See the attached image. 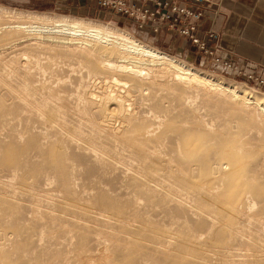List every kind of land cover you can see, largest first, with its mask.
<instances>
[{
  "label": "rangeland",
  "instance_id": "obj_1",
  "mask_svg": "<svg viewBox=\"0 0 264 264\" xmlns=\"http://www.w3.org/2000/svg\"><path fill=\"white\" fill-rule=\"evenodd\" d=\"M0 5L121 27L224 84L264 100L263 88L198 56L182 36L143 29L137 21L90 2L0 0ZM10 20L0 16V28H6L0 29V35L9 31ZM12 40L0 44V264H264V197L250 207L253 197L246 193L255 184L264 186V131L252 124L251 113L262 123L264 115L249 110L242 100L230 101L221 91L159 78L153 89L133 95L132 117L140 129L136 134L151 130L140 141L150 153H157L146 167L136 153L120 142H107L103 133H94L91 122L83 119L86 98H91V111L104 109L92 92L100 95L105 83L103 74L88 76L75 56L81 47H58L57 54L46 51L33 56V63H23L25 45ZM37 56L40 64L34 62ZM50 59L54 64L42 67ZM11 62L22 71L13 72ZM24 87L32 89L37 105L51 91L59 93L58 101L63 97L72 108L67 117L63 114L64 122L46 125L38 108L21 105ZM226 100L230 107L224 106ZM91 111V120L108 119L112 129L124 132L127 125L123 127L119 118L110 121L106 111L93 115ZM12 144L21 149L13 164L6 152ZM224 145L242 158L241 187L245 190L240 217L231 222L232 232L221 228L225 221L212 198L217 192L230 196L226 178L232 165L220 155ZM51 147L60 149L57 157L66 176L52 169V158L45 152ZM201 200L217 208L207 209Z\"/></svg>",
  "mask_w": 264,
  "mask_h": 264
},
{
  "label": "bare ground",
  "instance_id": "obj_2",
  "mask_svg": "<svg viewBox=\"0 0 264 264\" xmlns=\"http://www.w3.org/2000/svg\"><path fill=\"white\" fill-rule=\"evenodd\" d=\"M0 16H2V17L4 16V17H6V19L7 18L12 19L8 22V24L6 23L8 25L7 28L9 29V31H7L8 33L5 31L6 33L2 32L0 35V44H2L3 42H8L9 40H12V39H13L12 41L18 40L20 42H23L22 44L25 45L24 46L25 47V54L27 56L26 61L25 62L23 61V63H29V62L33 63V61H32L33 56L38 55L40 53H45L46 51L50 54H57L58 52H57L56 48H58V47L72 48L75 46V47H81L82 48L80 53H76L75 56L78 58V60L83 62L84 67L87 68L88 76H91L93 74L95 77L98 74L104 75V83H105L104 85L105 86H104V89H102L103 91L100 92V95L98 94V92H96L97 94L94 93L95 91L92 92L93 93L92 97L95 99L96 98L99 99V101H100L99 103H102V107H104V109L102 110V108L99 109L98 107H95V109H93V110H95L96 112H99V113L100 112L102 113V111L103 112L106 111L110 116L109 120L111 118H113V119L119 118L123 124V127L125 126V124L127 126L124 127V132L118 133V132H116V130L111 128V125H110V122L108 121V119L107 120H100V121L91 120L90 116H88V112H90L92 110L91 109L92 101L90 100L91 98L90 99L86 98L85 101L83 100L84 101V108L82 109V111L79 110L82 112V116L84 115L83 119L85 118L86 121L91 122L94 133H95V131L97 134L103 133L105 138L107 139V142H109V141H110L109 143L120 142L124 146V148H126L128 151L130 150L132 153H134V154L136 153V155H138L139 158L141 159L140 163H142L143 165H146V167L147 166L149 167V165H147L148 162H152V164H153V161H150L151 160L150 157L151 156L153 157L154 153L153 154L150 153V151L145 146V143L143 144V142L140 141V138L144 139L146 136H149L151 130L150 131L146 130L145 132H142V133L137 132L138 134H136V131H139L140 129L137 126V122H136V124L134 123V121H133L134 117H132V116H134V115H132V112H133V107L135 105V100H133L134 99L133 95H135L134 92H136V91L141 92V91H144L145 89H153L154 84L157 83L156 80L159 78H162V79H164L166 77L172 78L174 83H175V81L178 82L175 84H178V85L182 84L183 86L189 85L192 87L195 86L194 88L201 87L203 89H208L210 91H216V93L218 91L219 92L221 91L222 93L221 92L220 93L222 95L225 94L226 96H228L230 98V101L231 100L232 101L242 100L244 102V105H246V107L249 110H252V111L256 110V112H258L259 114L264 115V100L261 98H258L257 95L254 96V94L251 92L250 93L253 95L246 94V93H243L241 90H239L235 86L224 84L219 79L217 80V79L213 78L212 76L205 74V72L202 71L200 68L193 67L190 64H186L185 60H181L180 58L173 56V55H171V54H169L163 50H160L156 47L150 46L149 44H147L143 40L135 37L133 34L123 30V28H121V27L111 26L110 24H105V23L94 21L91 19H86L84 17H75V16H70V15H60V14H50V13H38V12H33V11H28V10L27 11L26 10H17V9L8 8V7L2 6V5H0ZM0 29L6 30V28H0ZM26 42L27 43L29 42V44H27ZM70 52L72 54H75V52H73V51H70ZM100 55L104 59H101L102 57L100 58L99 57ZM38 56H37V60L34 62L37 64H40V60L38 59ZM1 60H2V58H1ZM48 62H50V63H47V65H42V67L50 66V64L53 63V60L50 59ZM11 64H12V62H11ZM11 67H12V69H14L13 72L14 71H17V72L22 71V68H20L19 66L12 64ZM29 73H31V72L29 71ZM199 90H201V89H199ZM52 92L53 91H51V93L48 94V96L46 98L47 100L41 102V104L39 103V105H37L36 102L34 101L35 99H33L32 89H30V88L24 87V91L21 93L22 97L21 98L19 96L18 97H19V101H20L21 105L29 107V108L31 106L34 108L35 107L38 108L37 112L39 113V115L41 114V116L46 120V122H45L46 125L51 126L55 122L62 124L64 122V119L67 117L66 114L72 108L70 109L69 106L66 105L65 102H63L64 101L63 97H61V99L63 101L62 100H61V102L58 101L59 98H57V97L61 96V95H59V93H58V96H56L57 93H55V92L52 93ZM18 93H20V92L18 91ZM86 94H87V92H86ZM179 97H180V99L182 98L180 95H179ZM225 99H226V97H225ZM182 100H183V98H182ZM58 102H60V103H58ZM93 104H96V103L93 102ZM228 104L229 103L227 100L224 101V106L230 107V106H228ZM160 106L157 105V107H160ZM77 110H78V108H77ZM168 110H170V108ZM232 110L238 111V107L237 108L234 107V108H232ZM94 112L91 111L90 114H92V113L94 114ZM63 114H64V116L66 115L65 118L63 117ZM93 117H94L93 119L96 118L95 116H93ZM138 117H136V118L138 119ZM102 118H104V117H102ZM140 121H142V120H140ZM251 121H252L253 125L258 126L259 128H261L264 131V123H262L252 113H251ZM170 123H172V122H170ZM203 124H205V123H203ZM141 126H142V124H141ZM204 126H206V125H204ZM75 128L73 129L74 131H75ZM137 129H139V130H137ZM207 132L208 131L205 129V133H207ZM91 135H92V133H91ZM14 146L12 144L11 147L8 149L9 153H8V151H6L7 154H10V157L12 159L11 163L13 162V160H16V162H18L19 153L21 151V149L19 147H17V146L14 147ZM229 147L230 146H228V145L227 146L224 145L223 150L221 151L220 155L225 160L227 159V161H229V164L231 163V165H232V168L227 173V178H226L228 180L227 187H228V191L230 192L229 193L230 196H227V197L219 196V192L215 193L213 195L214 197L211 196L216 201V203L218 204V208L215 206H212L209 203L210 201L207 202L205 200H201V204L205 208L212 209V207H215V208L220 210V212H219L221 214L220 218L222 219V221H225L223 223V225H221V228L225 231H227V230L231 231L232 225H233L231 222H233L234 218L240 217V213H241L240 210L242 209L241 207L243 206L242 199H243L244 194H245V192H244L245 190L243 191L244 188L241 187L243 185V181L241 180L242 176L240 174L241 169H242L240 159H242V158H240L234 152L230 151ZM55 148L56 147H51L48 151H45V152L49 153V154L46 153L48 156L50 155V157H48V158H50V159L52 158V160L49 161V162H51L50 164L52 166V169H54L53 167H55L56 170L58 168L60 170L59 173L61 172L60 173L61 176H66L67 175L65 172L66 170L63 166H61V164L59 165V163H60L58 160L59 157H57L58 151L60 149L57 148L58 149L57 150ZM70 148H71V146H70ZM145 148H146V150H145ZM6 150H7V148H6ZM147 150H148V152H147ZM7 154H6V156H8ZM155 154H157V153H155ZM59 156H61V155L59 154ZM160 157H161V155H160ZM162 157H164V156L162 155ZM5 158H8V157H5ZM60 158L62 159V157H60ZM38 159H40V158H38ZM61 159H60V161L63 160V159L62 160ZM16 162H15V164H16ZM119 162H121V161H119ZM242 163H244L243 160H242ZM150 167H151V163H150ZM152 167H153V165H152ZM140 171H141V169H140ZM63 178L65 180L67 177H63ZM221 180H222V178H221ZM197 182H199V181H197ZM240 182L242 184H240ZM260 183H262V182H260ZM248 185L250 186L251 184H248ZM212 187H214V186H212ZM254 187L255 188L252 187L253 190L251 189V191L246 192L247 195L250 194L251 197H253L251 200L252 202L249 204V206L250 205L256 206L257 200L261 199V201H262L263 197H264V186H261L259 184H255ZM150 188H151V186H150ZM211 193L212 192H210V194ZM206 196H207V194H206ZM215 201H214V203H215ZM252 206H250V207H252ZM80 209H82V208H80ZM262 209H263L262 213H264V206L262 207ZM247 214H249V213H247ZM259 214H260V212H259ZM218 216H219V214H218ZM36 217H37V215H36ZM216 218H217V216H216ZM239 220H241V218ZM51 221H52V219H51ZM76 222H79V221H76ZM214 223H215V220H214ZM235 226H236V224H235ZM234 229H236V227ZM216 230H217V228H216ZM179 243H181V242H179Z\"/></svg>",
  "mask_w": 264,
  "mask_h": 264
},
{
  "label": "built area",
  "instance_id": "obj_3",
  "mask_svg": "<svg viewBox=\"0 0 264 264\" xmlns=\"http://www.w3.org/2000/svg\"><path fill=\"white\" fill-rule=\"evenodd\" d=\"M90 2L127 16L138 22L141 28L160 32L163 25L180 36L188 38L203 59H209L217 66L232 72L247 82H253L264 89V71L249 69L242 61L223 56L216 45L219 32L214 28L201 31L200 21L213 0H73Z\"/></svg>",
  "mask_w": 264,
  "mask_h": 264
},
{
  "label": "crops",
  "instance_id": "obj_4",
  "mask_svg": "<svg viewBox=\"0 0 264 264\" xmlns=\"http://www.w3.org/2000/svg\"><path fill=\"white\" fill-rule=\"evenodd\" d=\"M200 21V29L214 28L219 32L216 45L219 52L239 59L249 69L264 71V0H213ZM168 36L176 35L167 26L161 27ZM178 35V34H177ZM182 41L196 47L182 36Z\"/></svg>",
  "mask_w": 264,
  "mask_h": 264
}]
</instances>
